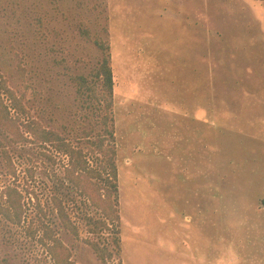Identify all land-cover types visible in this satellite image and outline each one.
<instances>
[{
  "label": "rangeland",
  "instance_id": "obj_1",
  "mask_svg": "<svg viewBox=\"0 0 264 264\" xmlns=\"http://www.w3.org/2000/svg\"><path fill=\"white\" fill-rule=\"evenodd\" d=\"M104 55L119 220L97 227L71 157L25 123L100 167L105 109L75 77ZM2 82L20 106L1 92L14 124L0 112V203L11 190L22 217L0 214V264H55L54 239L73 264H264V0H0Z\"/></svg>",
  "mask_w": 264,
  "mask_h": 264
},
{
  "label": "trees",
  "instance_id": "obj_2",
  "mask_svg": "<svg viewBox=\"0 0 264 264\" xmlns=\"http://www.w3.org/2000/svg\"><path fill=\"white\" fill-rule=\"evenodd\" d=\"M75 80L79 85L78 89L80 93L87 96L86 98L88 100L93 98V100H97L99 103L103 102V108L105 109V114L101 116V123L104 124L103 135L98 138L97 142H90V144L97 146L100 150L103 152L105 151V153L108 154V157L101 163L100 167H91L87 156L82 149H76L70 142L63 139L56 132L41 128L38 125L36 126L35 122H26L25 124L30 132L40 139L42 143L59 142L62 150L71 157L70 168L68 169L67 174L68 182L72 183L81 195L100 210L102 218L97 220V227L98 225L107 227V220L111 221V225H113V222L119 220L118 210L115 203V192L117 188V168L113 158L115 150L113 147L105 143L106 135L111 139L114 137L113 122L108 113L113 103L114 87L113 73L108 57L106 55L103 56L99 66L92 74V80L83 75L76 76ZM97 83L101 90H96ZM0 88L2 89L0 91V108L2 111L0 110V112L3 113L4 110L6 113V115H2V118L6 122L8 121L11 124H14V119L9 118L8 116L10 113V106L13 109H17L20 104H18L13 91L8 88L4 82L0 84ZM1 92L7 95L11 100L10 106L3 103L1 100ZM94 103L96 105V110H100L101 104L97 105L96 101ZM84 182L88 183L86 187ZM12 194L14 193L11 190H7L4 194L3 202L0 203V214L13 223H20L22 217V205L16 197L12 196ZM52 203L55 206L63 225L72 233L77 234L75 225H73V222L65 211L62 199L53 196ZM90 232L94 233L96 231L90 230ZM44 233L47 235V238L50 237V232L48 230H44ZM41 241H43V238H41ZM57 243V240L54 239L52 244L47 245L49 255L55 264H73L69 259V256L62 255L64 253L61 250L62 246ZM89 243L103 263H106L107 258L112 257V253L108 252L107 247L104 246V244L101 245L96 241H89Z\"/></svg>",
  "mask_w": 264,
  "mask_h": 264
}]
</instances>
